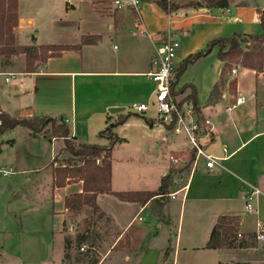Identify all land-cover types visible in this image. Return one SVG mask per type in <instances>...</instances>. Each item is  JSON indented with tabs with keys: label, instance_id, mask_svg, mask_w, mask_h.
<instances>
[{
	"label": "crops",
	"instance_id": "0c3cea01",
	"mask_svg": "<svg viewBox=\"0 0 264 264\" xmlns=\"http://www.w3.org/2000/svg\"><path fill=\"white\" fill-rule=\"evenodd\" d=\"M257 7L264 9V0H229L225 9H184L168 16L153 2L142 3L139 10L126 11L116 9L114 0H18V25L14 28L17 47L62 45L80 49L58 53L46 63L36 62L34 73L27 72L25 55L0 56V78L4 79L0 82V111L20 120L63 118L70 141L79 146L108 145L109 140L100 133L130 115L113 129L120 142L114 146L111 157L112 192H156L162 179L170 177L168 194L157 199L159 203L127 202L110 194L97 196L98 214L109 219L115 228L112 249H126L128 264H264L262 248L255 247L251 239L257 222L264 226V85L260 78L264 70L256 72L240 66L235 92L226 86L220 91L219 102L212 106L207 103L224 65L217 57V48L190 65L177 79L175 99L179 108L193 104L194 92L202 115L214 125L216 139L209 152L227 158L212 170L203 163L195 171L179 170V177L168 157L185 150L187 143L162 124L158 130L152 114L156 87L147 77L154 70L160 33L172 31L178 37L180 67L213 40L262 35ZM136 22L142 23L145 33L136 32ZM84 38H93L94 42L83 44ZM184 87L187 89L182 92ZM239 97L245 103L228 110ZM141 103H148L149 110L133 113L132 107ZM111 108L124 111L112 115ZM133 119L137 124L131 122ZM130 125L138 126L140 133H127L125 129ZM21 127L3 136L7 139L11 133L21 131ZM49 127L53 132L49 125L36 136L27 128L28 132L20 136L26 137L32 146ZM52 140L63 141L61 153L66 151L64 138L53 133ZM16 144L9 139L1 141L0 155ZM119 152L124 157L117 170L114 157ZM51 157L52 225L43 233L47 235L48 254L56 242L57 252L50 262L16 264H64L66 238L74 246V238L66 237L64 232L70 230L72 223L76 224L71 222L70 215L79 216L84 209H90L85 206L76 213L66 207L67 198L83 193V182L74 180L65 187H54V169L66 166H58V157ZM138 170L141 172L134 176ZM251 188L261 191L258 217L245 212L246 193ZM171 194H176L175 199ZM160 205H164L162 210ZM158 211L164 213L167 223L159 220ZM220 217L238 218L237 231L242 238L237 243L245 239L247 246L207 248ZM19 226L11 227L21 236L22 223ZM30 227L28 234L38 238L41 232L36 224ZM68 233L75 234L72 230ZM39 249L42 255L43 245ZM72 251L71 248L69 256ZM20 253L24 251L13 243L0 245L4 264L11 263Z\"/></svg>",
	"mask_w": 264,
	"mask_h": 264
},
{
	"label": "trees",
	"instance_id": "16d2710c",
	"mask_svg": "<svg viewBox=\"0 0 264 264\" xmlns=\"http://www.w3.org/2000/svg\"><path fill=\"white\" fill-rule=\"evenodd\" d=\"M142 3L153 2L166 15L171 16L184 9H225L229 6V0H141ZM18 0H0V56L25 55L26 69L28 73L36 72L35 63H46L49 58L65 51H77L79 46H30L17 47L15 44L14 28L18 25ZM256 15L263 29L260 36L234 35L230 38H220L210 42L206 49L190 55L179 67L177 79L185 72L188 66L194 64L199 59L208 56L215 48L218 49L217 57L223 62V68L220 73V81L215 84L210 94L207 106L215 105L221 98L220 91L229 86L233 93L236 90V80L232 78L234 66L240 65L243 68L262 72L264 70V9L256 8ZM93 38H84L83 44L93 43ZM176 82L172 86V90ZM187 87L181 91L184 92ZM193 106L195 111L199 112L195 93H192ZM130 115L120 118L113 126H109L100 133V136L109 135L111 141L108 146L83 145L79 151L74 149L69 139V130L63 118L54 119L47 117H34L29 119H15L0 111V136L17 126L26 127L33 136L40 134L47 126L52 125L53 133L57 137L65 139L66 151L74 157L80 159L76 166H66L64 168L54 169V187H65L71 181L83 182V193L77 194L66 199V207L76 213H80L85 206L92 212L98 214L99 208L96 204L97 196L100 194L114 195L122 201L134 202L148 201L159 203L157 199H164L168 194V187L171 183L170 177L162 179L160 187L156 192L149 193H114L112 192V151L114 146L120 142L119 138L113 133V129L123 124ZM102 156L100 164L97 160ZM55 162V160H54ZM54 162L52 165H54ZM161 210L164 205H160ZM101 215H103L101 213ZM158 218L161 222L167 223L163 212L158 211ZM238 218L220 217L214 227L210 240L207 244L208 249L236 248L245 247L248 244L245 239L237 243ZM253 245L257 247L255 233L251 236ZM76 245L84 247L88 243L86 235H80L76 238ZM66 258L69 257L72 241L69 238L65 240ZM264 247L262 248V254ZM168 254V251L166 252ZM222 264V263H219ZM235 264V263H233Z\"/></svg>",
	"mask_w": 264,
	"mask_h": 264
},
{
	"label": "rangeland",
	"instance_id": "374dc122",
	"mask_svg": "<svg viewBox=\"0 0 264 264\" xmlns=\"http://www.w3.org/2000/svg\"><path fill=\"white\" fill-rule=\"evenodd\" d=\"M3 80V78H0V82H3ZM152 114L155 115L156 120L157 115L154 106L152 107ZM131 122L136 123L137 121L133 119ZM156 124L158 130L159 128L162 129L158 122ZM19 130L21 131L11 133L7 139L3 135L0 136V143L8 139L17 143L6 154L0 155V170H5L7 173L3 174L0 172V245L5 246L13 243L17 249L24 251V254L20 253L9 264H16L19 261L46 263L52 261V256L57 252L56 242L53 250L48 254L45 246L47 235L43 233L52 225L51 212L53 205L50 201L52 198V170L49 166L52 161L51 155L58 157L56 160L58 166L64 164V166H76L79 164L78 161L80 159L74 157L68 151L61 153L64 142L52 140L53 132L51 127L39 135L35 139L36 141H33L35 145L32 146L28 143L26 137L20 136L22 133L28 132L26 127H21ZM125 130L130 134L133 130H137L140 133L136 125H130ZM103 137L108 139L110 143L111 138L108 134ZM71 143L75 150L79 151L81 149V146ZM102 156H104V153L99 158L100 161ZM123 157L120 152L114 157L117 170H119V164L123 161ZM140 172L138 170L134 176H138ZM176 173V177L181 175L179 170ZM15 217L18 219H15ZM70 218L71 222H76V224L72 223L74 227H71L75 234L73 236L70 235L68 233L70 230H67L68 232L64 230V232L66 237L74 238V246H71L73 251L66 258L64 264H128L125 259L126 249H112L115 228L109 219L104 220L99 214H94L91 209H84L79 216L70 215ZM19 219L23 229L20 227ZM12 224L20 225L19 234L21 236L12 229ZM31 224H36L37 231L41 232L38 238H33L28 234L27 229L31 228ZM83 234L88 237V243L84 245L85 251L82 252L75 241L78 236ZM39 242L43 245L42 255L38 253L40 251L39 247H41ZM257 246L263 248L264 244L257 242ZM262 255L264 256V253ZM0 264H4V257L2 256H0Z\"/></svg>",
	"mask_w": 264,
	"mask_h": 264
},
{
	"label": "built area",
	"instance_id": "2783aa9c",
	"mask_svg": "<svg viewBox=\"0 0 264 264\" xmlns=\"http://www.w3.org/2000/svg\"><path fill=\"white\" fill-rule=\"evenodd\" d=\"M115 8L118 10H139L141 0H114ZM135 30L138 33H145L142 23L136 22ZM180 51V42L178 37L172 31H165L158 36L155 55L154 70L147 74V77L155 83L154 103L156 111L155 123L162 124L175 136L182 137L186 140L187 148L179 152H173L169 155L171 168L174 170L189 169L198 170L201 163L209 170L214 169L219 163L227 158H219L209 152V147L214 143L216 136L212 121L203 116L200 109L195 111L193 104L186 108H179L176 103L175 94L178 92L176 82L179 64L178 55ZM240 65L234 66L232 78L237 76ZM264 85V75H260ZM8 81V79H6ZM245 103L244 98H237L233 104H230L228 110H232ZM149 110L148 103H141L132 107V112L142 114ZM223 151L227 153L226 147ZM100 164V159L97 160ZM7 174L4 171H0ZM261 191L258 188H251L246 193L245 212L247 215L258 217V202ZM170 197L175 199L176 194ZM71 231V228H70ZM255 239L259 244H264V226L257 222L255 230ZM237 241L242 238V234L237 232ZM80 251H85L82 247Z\"/></svg>",
	"mask_w": 264,
	"mask_h": 264
},
{
	"label": "water",
	"instance_id": "95a60500",
	"mask_svg": "<svg viewBox=\"0 0 264 264\" xmlns=\"http://www.w3.org/2000/svg\"><path fill=\"white\" fill-rule=\"evenodd\" d=\"M123 111H124L123 108H111V109L109 110V113L112 114V115H114V114L121 113V112H123Z\"/></svg>",
	"mask_w": 264,
	"mask_h": 264
}]
</instances>
